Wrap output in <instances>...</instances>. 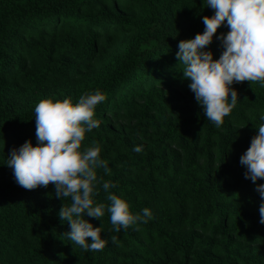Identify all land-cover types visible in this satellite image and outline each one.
<instances>
[{"label":"trees","instance_id":"trees-1","mask_svg":"<svg viewBox=\"0 0 264 264\" xmlns=\"http://www.w3.org/2000/svg\"><path fill=\"white\" fill-rule=\"evenodd\" d=\"M213 11L205 0H0V264H264L261 198L239 164L264 86L234 83L237 104L217 128L176 57L178 41L202 32ZM227 31L206 46L213 59ZM95 89L106 99L81 147L100 146L110 170L96 169L100 182L152 219L113 232L106 210L85 216L107 240L86 252L58 217L70 198H57L52 182L19 186L6 159L25 140L35 146L36 103ZM97 188L94 202L107 206Z\"/></svg>","mask_w":264,"mask_h":264},{"label":"clouds","instance_id":"clouds-1","mask_svg":"<svg viewBox=\"0 0 264 264\" xmlns=\"http://www.w3.org/2000/svg\"><path fill=\"white\" fill-rule=\"evenodd\" d=\"M213 9L211 16L201 17L204 29L193 38L178 41L176 57L183 65L182 75L190 79L188 88L201 106L206 118L219 128L238 101L237 91L231 87L241 81H257L264 86V0H205ZM222 25L228 31L216 36L222 51L213 59L206 46ZM106 99L100 89L80 95L75 102L69 96L62 100L45 98L34 106L36 144L25 140L13 147L6 159L15 182L25 189L46 187L53 183L57 198H70L68 206L58 211L61 221L69 225L68 239L86 252L101 250L107 240L101 238V227L84 217L100 219L105 210L113 232L129 226L147 223L152 212L145 207L140 212L130 210L129 203L109 191L116 184L97 177L96 169L109 173L107 162L100 158L98 144L81 147L86 132L99 126L94 117L98 104ZM260 125L240 155L245 179H250L259 193V223L264 224V113L259 114ZM133 152H142V146H133ZM100 188L109 202L95 203L93 197ZM86 238H90L86 240ZM115 241V237L111 238Z\"/></svg>","mask_w":264,"mask_h":264}]
</instances>
